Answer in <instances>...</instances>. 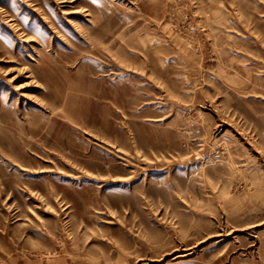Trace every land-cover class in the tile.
I'll return each instance as SVG.
<instances>
[{"label": "rangeland", "instance_id": "374dc122", "mask_svg": "<svg viewBox=\"0 0 264 264\" xmlns=\"http://www.w3.org/2000/svg\"><path fill=\"white\" fill-rule=\"evenodd\" d=\"M0 264H264V0H0Z\"/></svg>", "mask_w": 264, "mask_h": 264}]
</instances>
